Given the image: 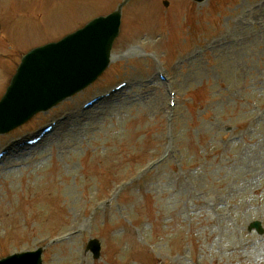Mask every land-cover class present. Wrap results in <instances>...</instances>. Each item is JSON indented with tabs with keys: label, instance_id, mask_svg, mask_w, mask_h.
Wrapping results in <instances>:
<instances>
[{
	"label": "rangeland",
	"instance_id": "1",
	"mask_svg": "<svg viewBox=\"0 0 264 264\" xmlns=\"http://www.w3.org/2000/svg\"><path fill=\"white\" fill-rule=\"evenodd\" d=\"M121 2L0 0V97L23 54ZM12 146L0 258L43 247V264H264V234L248 231L264 228V0L127 4L105 73L0 135Z\"/></svg>",
	"mask_w": 264,
	"mask_h": 264
},
{
	"label": "water",
	"instance_id": "2",
	"mask_svg": "<svg viewBox=\"0 0 264 264\" xmlns=\"http://www.w3.org/2000/svg\"><path fill=\"white\" fill-rule=\"evenodd\" d=\"M120 9L121 6L110 16L95 19L62 41L36 48L22 58L0 101V134L80 91L103 72L118 34ZM250 228L262 232L258 222ZM90 246H94L97 256L98 245L91 242ZM40 253L15 255L0 264H41Z\"/></svg>",
	"mask_w": 264,
	"mask_h": 264
},
{
	"label": "bare ground",
	"instance_id": "3",
	"mask_svg": "<svg viewBox=\"0 0 264 264\" xmlns=\"http://www.w3.org/2000/svg\"><path fill=\"white\" fill-rule=\"evenodd\" d=\"M53 84V83H52ZM33 92V91H32ZM28 96V95H27Z\"/></svg>",
	"mask_w": 264,
	"mask_h": 264
}]
</instances>
